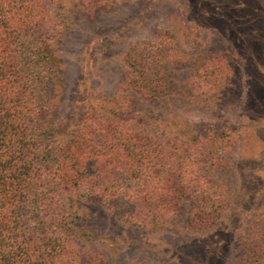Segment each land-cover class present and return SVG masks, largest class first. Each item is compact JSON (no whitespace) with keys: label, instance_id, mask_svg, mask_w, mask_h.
<instances>
[{"label":"trees","instance_id":"trees-1","mask_svg":"<svg viewBox=\"0 0 264 264\" xmlns=\"http://www.w3.org/2000/svg\"><path fill=\"white\" fill-rule=\"evenodd\" d=\"M54 3L0 0V264H143L127 259L142 249L127 248L126 227L166 233L184 216L203 237L235 219L241 236L220 264H264V210L228 215L211 189L214 176L202 173L209 159L199 147L217 135L127 99L132 92L155 106L162 93L175 104L159 79L164 63L136 52L120 95L78 85V119L56 121L68 93L58 46L69 19L48 9ZM250 186L240 198L253 199ZM198 238L182 245L186 252Z\"/></svg>","mask_w":264,"mask_h":264},{"label":"rangeland","instance_id":"rangeland-1","mask_svg":"<svg viewBox=\"0 0 264 264\" xmlns=\"http://www.w3.org/2000/svg\"><path fill=\"white\" fill-rule=\"evenodd\" d=\"M48 9L62 21L69 19L58 46L68 93L57 122L78 119L79 106L74 110L72 104L76 86L78 91L89 87L97 96L120 95L130 58L136 52L142 62L153 56L158 65L164 63L159 79L170 84L176 103L164 104L168 96L162 93L155 106L136 93L127 99L140 111L150 107L164 119L168 108L175 123L180 115L181 121L198 125L195 131H213L216 141L199 147L209 159L200 167L214 176L208 178L220 195V210L233 217L234 212L264 210V0H55ZM249 186L253 199L240 198ZM190 208L184 204V212ZM185 218L166 233L126 227L127 248L142 249L127 259L220 264V254L241 236L233 218L208 237ZM198 236L201 241L186 252L182 245Z\"/></svg>","mask_w":264,"mask_h":264}]
</instances>
